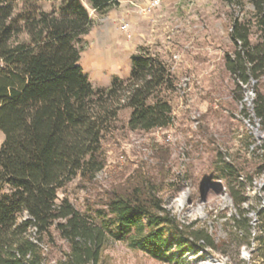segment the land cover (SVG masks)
<instances>
[{"label": "trees", "instance_id": "obj_1", "mask_svg": "<svg viewBox=\"0 0 264 264\" xmlns=\"http://www.w3.org/2000/svg\"><path fill=\"white\" fill-rule=\"evenodd\" d=\"M45 1L59 2L58 10L18 15L12 0H0V264H47L44 249L57 239L68 250L56 264H97L110 241L165 262L174 249L192 248L186 229L189 236H200L199 249H215L206 231L190 230L165 208L160 196L165 174L160 180L139 169L123 184L85 198L84 213L65 199L58 201V191L77 177L81 184L97 185L96 175L107 166L102 140L121 110H130V130L168 127V93L176 87L167 65L139 49L130 57L126 79L94 88L79 63L83 37L92 27L89 11L80 0ZM223 1L237 13L252 8L233 19L234 50L225 55L226 69L241 84L264 82V0ZM87 3L97 16L118 5L116 0ZM252 114L264 127L259 89ZM216 172L241 217L231 219L232 228L244 237L243 244L254 245L250 264H264V184L251 208L252 226L244 207L251 180L243 181L231 163Z\"/></svg>", "mask_w": 264, "mask_h": 264}, {"label": "rangeland", "instance_id": "obj_2", "mask_svg": "<svg viewBox=\"0 0 264 264\" xmlns=\"http://www.w3.org/2000/svg\"><path fill=\"white\" fill-rule=\"evenodd\" d=\"M148 1L134 0L115 7L109 15L97 16L87 0H80L89 11L92 27L83 37L86 47L79 63L94 88H106L114 78L129 76L130 57L137 50L159 58L175 82L176 90L168 93L172 122L148 132L130 130V110H121L102 140L107 166L96 175L97 185L81 184L77 177L58 191V201L65 199L84 213L85 198L123 184L139 169L160 180L165 174L160 194L165 208L190 230L206 231L215 249H199L200 236H189L186 229L184 236L193 241L192 248L174 249L169 261H156L126 243L110 241L97 264H250L254 245L243 244L244 237L232 228L231 219L241 217L216 171L231 163L243 181L251 180L253 186L245 187L244 207L254 226L251 208L264 184V172L259 173L264 127L253 116L252 106L255 91L264 92V82L241 84L226 69L225 60L234 50L229 39L233 19H242L252 8L246 6L237 13L223 0H160L152 13L141 14L139 9ZM12 3L18 15L59 8V2L45 0ZM123 22L128 33L119 29ZM3 140L0 133V145ZM184 249L188 250L183 253ZM44 250L49 253L47 264H56L68 247L57 239L54 247Z\"/></svg>", "mask_w": 264, "mask_h": 264}, {"label": "built area", "instance_id": "obj_3", "mask_svg": "<svg viewBox=\"0 0 264 264\" xmlns=\"http://www.w3.org/2000/svg\"><path fill=\"white\" fill-rule=\"evenodd\" d=\"M160 5V0H149L145 6H143L142 8L139 9V12L141 14H150L154 11V9H156L158 6ZM119 29L123 32V33H128V25L126 23H122L119 27Z\"/></svg>", "mask_w": 264, "mask_h": 264}, {"label": "crops", "instance_id": "obj_4", "mask_svg": "<svg viewBox=\"0 0 264 264\" xmlns=\"http://www.w3.org/2000/svg\"><path fill=\"white\" fill-rule=\"evenodd\" d=\"M117 1V3H118V5L117 6H120V7H125V6H123V5H127V4H132L133 2H134V0H116ZM147 3V2H146ZM146 3L143 5V6H145L146 5ZM116 6V7H117ZM114 9V8H113ZM113 10H110L107 14L109 15V14H111V12H112ZM106 14V15H107ZM95 57V56H94ZM96 58V57H95Z\"/></svg>", "mask_w": 264, "mask_h": 264}]
</instances>
